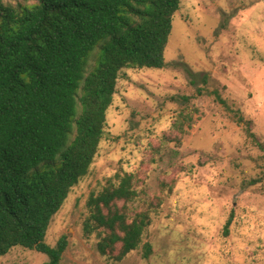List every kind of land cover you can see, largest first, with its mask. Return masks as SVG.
Masks as SVG:
<instances>
[{
	"label": "rangeland",
	"instance_id": "1",
	"mask_svg": "<svg viewBox=\"0 0 264 264\" xmlns=\"http://www.w3.org/2000/svg\"><path fill=\"white\" fill-rule=\"evenodd\" d=\"M164 60L119 72L89 171L45 236L50 246L67 236L61 264H264V150L244 122L264 144V0H180ZM125 173L137 191L129 215L147 211L149 225L118 260L120 244L100 253V229L84 223L89 196ZM47 259L15 246L0 264Z\"/></svg>",
	"mask_w": 264,
	"mask_h": 264
},
{
	"label": "trees",
	"instance_id": "2",
	"mask_svg": "<svg viewBox=\"0 0 264 264\" xmlns=\"http://www.w3.org/2000/svg\"><path fill=\"white\" fill-rule=\"evenodd\" d=\"M179 5L180 0H0V257L20 246L46 254L42 264H61L68 239L61 234L54 246L45 242L51 220L89 171L119 72L166 65ZM244 122L247 136L264 150L250 120ZM136 196L131 173L89 196L84 230L100 229V253L119 243L120 260L140 246L149 214L129 215L127 204ZM232 218L233 213L224 235ZM142 246L146 257L151 246Z\"/></svg>",
	"mask_w": 264,
	"mask_h": 264
}]
</instances>
